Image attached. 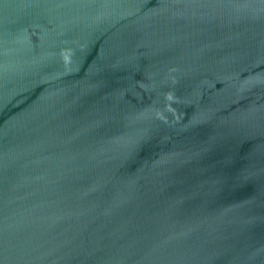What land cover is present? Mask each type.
<instances>
[{
    "label": "water",
    "instance_id": "95a60500",
    "mask_svg": "<svg viewBox=\"0 0 264 264\" xmlns=\"http://www.w3.org/2000/svg\"><path fill=\"white\" fill-rule=\"evenodd\" d=\"M0 264H264V0H0Z\"/></svg>",
    "mask_w": 264,
    "mask_h": 264
}]
</instances>
